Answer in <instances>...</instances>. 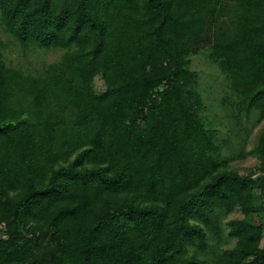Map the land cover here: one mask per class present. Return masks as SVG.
I'll return each mask as SVG.
<instances>
[{
    "label": "trees",
    "instance_id": "trees-1",
    "mask_svg": "<svg viewBox=\"0 0 264 264\" xmlns=\"http://www.w3.org/2000/svg\"><path fill=\"white\" fill-rule=\"evenodd\" d=\"M0 30L62 52L32 75L0 40V264H264V131L257 175L228 155L264 119V0H0ZM196 56L224 78L226 138Z\"/></svg>",
    "mask_w": 264,
    "mask_h": 264
},
{
    "label": "rangeland",
    "instance_id": "rangeland-1",
    "mask_svg": "<svg viewBox=\"0 0 264 264\" xmlns=\"http://www.w3.org/2000/svg\"><path fill=\"white\" fill-rule=\"evenodd\" d=\"M0 40L6 44L3 53L6 65L32 75L40 74L46 65L58 62L62 55L60 50H22L14 40L3 34L1 30ZM191 69L195 70L199 75L201 93L206 106L205 114L213 122V126L221 133L222 137L229 136L231 133L228 131L231 129V124L221 105V100L225 97L227 91L223 76L214 67L206 63L202 56L192 58ZM92 86L95 93L102 92L104 89V83L100 77L94 79ZM254 122L255 116L252 115L249 121L243 123L244 129L242 132H237L238 136L231 137L232 153L228 155H232L234 151L235 154L241 152V154L243 153V158H236L231 161L230 167L236 169L241 175H257L259 173L260 160L257 156L251 155L250 151L257 145L259 136L264 131V119L258 125ZM256 197L258 202H264V196L259 190H256ZM257 218L258 223L264 225V215L259 213L257 214ZM231 219L243 220L244 216L236 209L225 218L222 225ZM245 220H249V217H246ZM255 220V217H253V221ZM1 230L0 228V235ZM227 232L228 230L225 229V238ZM214 241L211 239L209 245L214 244ZM235 242V239H229L218 248L233 247ZM260 247L264 248V237L262 238Z\"/></svg>",
    "mask_w": 264,
    "mask_h": 264
}]
</instances>
